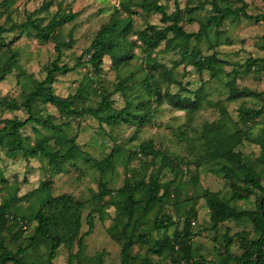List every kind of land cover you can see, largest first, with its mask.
<instances>
[{
    "label": "rangeland",
    "instance_id": "1",
    "mask_svg": "<svg viewBox=\"0 0 264 264\" xmlns=\"http://www.w3.org/2000/svg\"><path fill=\"white\" fill-rule=\"evenodd\" d=\"M121 1L128 2L130 10L127 13L116 12ZM158 1L168 13L174 11L173 0ZM212 1L231 8L244 3L249 14L264 10V0H177L181 9H193L184 14L181 22L186 31H197L199 24L208 19L213 12ZM133 3L134 0H0V25L9 28L14 24L17 27L0 34V119H25L28 111L23 105V93L45 78L52 60L73 66L97 31L107 23H116L118 31L130 22L131 32L116 35L118 45L113 52L114 57L128 56V59L115 62L105 55L97 70L89 63H83L65 74H55L51 84L53 93L66 97L82 87L84 98L82 102L78 100V107L94 106L102 94L108 93L112 107L121 108L125 104V95L117 85L123 82L129 96L138 94L139 98L148 99L151 107L150 120L145 123L109 126L89 115H60L53 105L40 99L33 100L30 103L32 112L37 116L51 117L55 124L61 123L59 134L73 138L76 144L71 152L75 157L59 167L49 165L42 156L26 158L17 153L11 157L6 151L9 141L1 139L0 204L10 203L9 220L1 237L12 253L22 250L21 255L28 264H68L69 258L70 264H99V260L102 264H121L123 241L119 233L127 217L117 207L124 200L118 189L125 180H146L151 173L157 174L162 182L173 180L178 196L170 195L166 203L157 204L150 212L139 216L141 226L136 233L145 234V242L138 241L133 245L132 264H140L144 258L163 264L180 257L178 246L173 253L162 255L151 253L147 248L153 240L172 236L175 229L183 233L186 223H189L191 233L188 242L192 256L198 261L222 260L224 264H234L243 250L240 236L245 239L256 236L254 225L247 218H229L213 228L209 209L201 196L204 190L216 192L237 211L254 210L260 193L255 191L246 199L232 198L233 186L241 183L237 179H227L219 172L224 161L208 159L202 131L205 124L216 121L229 133L244 130L246 137L237 149L261 174L264 185V169L258 162L260 146L253 141H264V113L247 123L238 115L241 106L259 108L261 99H264L263 24L242 16H231L221 26L213 27L208 36L198 42L192 41L191 48L195 46L202 56L215 53L224 60L221 63L223 72L211 77L208 70H196L183 60L178 48L166 49L164 42L153 50L145 49L137 37L139 31L150 25L163 28L167 23L161 21L159 13L144 12ZM59 11L76 13V17L56 28L48 40H39L32 29L18 26L27 19H36L40 25H46ZM189 17L191 21L187 19ZM70 37L73 39L70 48L62 47L56 51L55 45L67 42ZM249 58L256 59L255 64L248 65ZM153 63L171 69L174 80L165 79L159 68H153ZM145 76L155 78L160 99L156 100L154 94L149 95L139 84ZM232 80L239 90L248 89L259 93V97L230 99L227 84ZM201 86L204 92L195 109H179L171 104V95L192 96ZM4 100H12L14 108L5 105ZM20 133L27 145L52 135L46 128L31 124L25 125ZM148 140L153 142L154 149L166 155V165L160 158L153 159L151 155L138 151L139 144ZM49 144L54 145L53 138ZM94 160L112 162V168L102 179L92 164ZM193 177L197 178L196 182H192ZM100 180H106V187L111 191L103 199L98 196ZM62 194L81 201L83 207L74 214L67 212L62 218L56 208L42 206L48 196ZM192 205L194 214H187ZM38 210L48 213V238L34 234L38 222L34 215ZM163 213L169 215L176 225L160 230L153 228L154 219H159ZM89 214H92L93 229L85 236L82 249L78 250L77 239L88 229ZM57 239L62 242L49 260L51 246ZM179 261L187 264L184 259ZM6 264L14 263L7 261Z\"/></svg>",
    "mask_w": 264,
    "mask_h": 264
},
{
    "label": "trees",
    "instance_id": "2",
    "mask_svg": "<svg viewBox=\"0 0 264 264\" xmlns=\"http://www.w3.org/2000/svg\"><path fill=\"white\" fill-rule=\"evenodd\" d=\"M175 4L174 11L168 13L165 10L164 5L160 4L158 0H134L136 6H138L144 12H157L161 15V21L167 23L163 28H157L155 26H147L143 30L139 31L137 37L139 38L142 46L147 50H153L161 42H164L166 49L178 48L181 51L183 60H187L189 64L193 65L196 70H208L211 77H215L217 73L223 72L221 63L224 60L218 58L215 53L207 56H202L195 46H192V41L198 42L202 37L208 36L210 30L214 27L217 28L228 17L242 16L246 19L261 22L264 26V10L257 14H249L245 10V4L236 8L229 6H220L218 2L212 1V14L205 22L199 24V28L195 32L186 31L181 22L184 20L185 13H191L193 9L183 10L179 7L177 0H173ZM133 3V4H134ZM119 9L116 12L123 11L127 13L129 11V4L126 1L119 3ZM76 17V13L57 12L48 21L46 25H40L36 19H27L19 27L32 29L35 32V36L42 41L48 40L53 36V32L56 28L71 22ZM128 18L129 15L127 16ZM189 21L192 19L187 18ZM130 22L121 27L118 31L116 29V23H107L102 26L92 39L90 45L77 57L73 66L67 64H59L58 61L52 60L47 68V74L45 78L36 83L33 89L29 92H24L23 105L28 111V116L23 120L12 119H0V144L1 139L5 138L9 143L7 144V154L11 157L17 153L22 156L36 157L42 156L47 159L49 165L53 167H59L66 160H70L75 157L71 152L76 148L74 139L60 135L61 123L55 124L51 117H41L35 115L31 110V102L35 99H40L45 103L53 105L58 113L63 116H75L82 117L89 115L99 122L105 123L109 126L117 125L119 123H145L150 120V102L148 99L144 100L139 98L138 94L129 96L127 93V87L123 82L117 85V89L121 90L125 95V104L121 108H113L112 101L109 99V94H102L99 101L94 106H77V102L83 101V88L79 87L76 92L66 97H60L53 93L51 84L54 82L55 74H65L75 67L80 66L83 63H89L90 66L97 70L100 68L102 59L105 55H109L115 62H123L128 59V56L114 57L118 41L116 35L122 34L123 36L131 32ZM11 25L9 28L0 25V34L7 31H14L17 27ZM117 31V32H116ZM1 39V36H0ZM264 41V33L262 35ZM73 43V39L70 37L67 42H59L55 45L56 51H60L62 47L70 48ZM88 56V57H87ZM264 61V59H263ZM256 59L249 58L246 63L248 65L255 64ZM159 68L160 74L170 81H173V73L171 69H167L163 64L153 63V68ZM155 78L153 76H145L139 82L142 88L149 94H154L156 100L160 99L159 89L155 86ZM229 98L237 99L244 96L259 97V93H254L248 89L243 88L239 90L235 87L234 81H230L228 84ZM204 87L201 86L192 96H180L177 94L170 96V102L173 106L179 109H195L202 98ZM259 108H253L250 106H241L238 111L240 119L247 123L254 118L264 113V99ZM5 105L9 108H14L15 103L12 100H4ZM31 124L34 127H43L52 132L51 136L42 137L38 139L34 144L27 145L24 143V139L20 133V130L25 126ZM203 139L204 150L208 156V159L218 161L221 160L225 163L219 167V172H222L223 176L227 179L240 181V185L233 186L232 198L233 199H246L248 196L257 191L260 193L259 200L254 210H240L229 206L222 198L218 196L216 192L204 190L202 198L205 200L209 209L210 222L213 228H216L218 223L223 222L229 218L239 219L247 218L252 221L256 236L251 239H245L240 236L239 241L242 247V252L239 255V260L234 264H264V185L261 183V174L254 169L252 164L243 157L238 151L237 147L242 143V140L246 137V132L242 129H236L229 133L222 128V125L216 121L210 124H205L203 127ZM54 139V145L49 144L50 139ZM254 142L260 146V154L258 155V162L264 169V141L254 139ZM119 151V150H118ZM138 151L144 155H151L152 158H160L161 163L166 165L168 158L162 152L154 149L153 142L151 140L142 142L139 144ZM120 152V151H119ZM89 160V159H88ZM92 164L97 168L102 176L106 171L112 168L111 161H92ZM237 170L241 177L235 172ZM197 178L193 177L192 182H196ZM233 184V183H232ZM111 191L106 187V180L99 182V198L103 199L104 196L110 194ZM118 193L124 195V200L117 204L119 212L127 217V221L122 225L119 237L122 239L121 247V264H132L133 256L131 250L133 245L140 241L145 242V234L136 233L141 226V215L150 212L155 205L163 204L166 199L170 198V195L178 196V188L174 185L173 180L160 181L157 174H149L147 179H140L136 182H130L125 180L124 185L118 189ZM48 206L56 208L62 214V218L65 217L67 212L74 214L83 207L81 201H75L70 196L65 194L55 197L48 196L42 203V206ZM10 203L4 202L0 204V264H6L7 261H12L14 264H28L24 261L21 252L16 251L12 253L4 245V241L1 237V232L5 227L6 222L9 220ZM194 211V205H192L187 214H191ZM47 212L38 210L35 212V219L38 220L35 232L43 235L45 238L49 237L47 231ZM194 214V213H193ZM135 215H137L135 217ZM67 216V215H66ZM72 217V216H71ZM92 214L88 215V229L83 232L77 239L78 250L82 249L85 236L91 234L93 229V222L91 220ZM172 225H176L169 215L163 213L159 219H154L153 228L155 229H167ZM76 229L78 223H76ZM189 223L185 224V228L182 229L183 233L178 232L176 229L172 236L165 235L161 240H153L148 246L147 250L151 253L162 255L164 253H173L179 248L178 253L180 257H174L169 263L163 264H177L181 263L179 260L184 259L187 264H224L214 261H198L193 259L190 244L188 239L190 238V231L188 230ZM228 238V237H227ZM71 240V239H69ZM228 242L229 238L226 239ZM62 241L56 240L51 246V252L49 260L53 258L55 249L60 245ZM229 243L226 244L228 246ZM179 261V262H178ZM70 264V258L68 260ZM99 264H102L99 260ZM140 264H157L150 261L148 258H144Z\"/></svg>",
    "mask_w": 264,
    "mask_h": 264
},
{
    "label": "built area",
    "instance_id": "3",
    "mask_svg": "<svg viewBox=\"0 0 264 264\" xmlns=\"http://www.w3.org/2000/svg\"><path fill=\"white\" fill-rule=\"evenodd\" d=\"M177 264H183V263H177Z\"/></svg>",
    "mask_w": 264,
    "mask_h": 264
}]
</instances>
